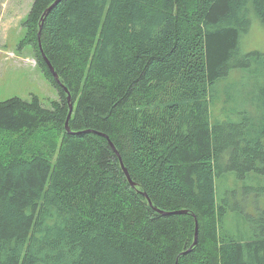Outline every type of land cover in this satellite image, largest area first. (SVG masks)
Here are the masks:
<instances>
[{
	"label": "trees",
	"instance_id": "1",
	"mask_svg": "<svg viewBox=\"0 0 264 264\" xmlns=\"http://www.w3.org/2000/svg\"><path fill=\"white\" fill-rule=\"evenodd\" d=\"M252 16L264 0H33L25 34L58 97L0 100V138L27 136L0 151V264H264V219L235 236L215 185L264 176V52H239ZM231 71L244 107L212 121Z\"/></svg>",
	"mask_w": 264,
	"mask_h": 264
},
{
	"label": "rangeland",
	"instance_id": "2",
	"mask_svg": "<svg viewBox=\"0 0 264 264\" xmlns=\"http://www.w3.org/2000/svg\"><path fill=\"white\" fill-rule=\"evenodd\" d=\"M33 0H0V100L18 96L29 100L37 96L40 102L49 107L52 100L57 99L56 88L42 73L41 67L35 60V51L32 43L28 41L27 26L25 21ZM252 22L240 39V51L264 52V24L252 16ZM241 74L231 71L225 80L217 84L218 97L209 104L212 121L222 120L226 117L228 104L231 107L230 118L236 119L237 110L244 107V95L237 91L240 87ZM248 87L252 85L251 79H246ZM253 82H258L253 79ZM227 88L233 99L229 100L223 92ZM228 101V102H227ZM233 107V108H232ZM247 103V108H252ZM27 136L1 135V153L16 152L19 145L25 142ZM31 138V137H30ZM42 140L49 148V152L55 154L58 138L51 134H41L32 137ZM250 176L240 178L233 170L225 169L219 173L216 179V195L227 197L230 203L228 211L227 229L233 231L235 236H246L254 228L249 221L248 215L256 216L257 213L264 219V176L250 173ZM264 175V174H263ZM252 187V188H247ZM247 217V218H246Z\"/></svg>",
	"mask_w": 264,
	"mask_h": 264
},
{
	"label": "water",
	"instance_id": "3",
	"mask_svg": "<svg viewBox=\"0 0 264 264\" xmlns=\"http://www.w3.org/2000/svg\"><path fill=\"white\" fill-rule=\"evenodd\" d=\"M51 8V5H49V7H47L46 8V10L43 12V16L44 15H46V13L48 12V10ZM39 45H40V43H39ZM38 45V46H39ZM40 47V46H39ZM46 57L45 56H43V58L42 59H44V61L46 62V64H47V66H48V68H49V72H51L52 73V75H53V77H54V79L56 80V82H58V83H61L60 82V80H59V78H58V75H57V73L56 72H54V69H53V67H52V65L50 64V62L47 60V59H45ZM64 87V86H63ZM64 89L66 90V88L64 87ZM69 97V96H68ZM67 97V98H68ZM69 99V98H68ZM70 109H71V104H70ZM68 117H69V115H68ZM67 123V122H66ZM65 123V125H66V129L68 130V126H67V124ZM102 136H104L107 140H108V142H109V144H110V146H111V149H113L115 152H116V154L118 155V157H119V162H120V164H121V167H122V169H123V171H124V175H126V177H127V179L129 180V182H130V184L131 185H135V183H134V181L131 179V177H130V175H128V171H127V169H125V167H124V165H123V162H121L122 160H121V157H120V155L118 154V152L116 151V149H114V145H113V143L111 142V140L108 138V136H106V134H104V133H101V132H99ZM174 212H182L181 210H178V211H174ZM196 229H197V226H196ZM196 237V233H195V236H194V238ZM196 241V238L194 239V242Z\"/></svg>",
	"mask_w": 264,
	"mask_h": 264
}]
</instances>
